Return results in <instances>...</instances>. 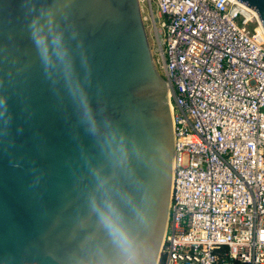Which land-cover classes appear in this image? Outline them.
Returning <instances> with one entry per match:
<instances>
[{
	"label": "water",
	"instance_id": "obj_1",
	"mask_svg": "<svg viewBox=\"0 0 264 264\" xmlns=\"http://www.w3.org/2000/svg\"><path fill=\"white\" fill-rule=\"evenodd\" d=\"M170 91L140 0H0V264H160Z\"/></svg>",
	"mask_w": 264,
	"mask_h": 264
},
{
	"label": "built area",
	"instance_id": "obj_2",
	"mask_svg": "<svg viewBox=\"0 0 264 264\" xmlns=\"http://www.w3.org/2000/svg\"><path fill=\"white\" fill-rule=\"evenodd\" d=\"M140 3L156 37L155 65L170 84L175 127L160 264H264L260 15L239 0Z\"/></svg>",
	"mask_w": 264,
	"mask_h": 264
},
{
	"label": "rangeland",
	"instance_id": "obj_3",
	"mask_svg": "<svg viewBox=\"0 0 264 264\" xmlns=\"http://www.w3.org/2000/svg\"><path fill=\"white\" fill-rule=\"evenodd\" d=\"M141 7H142V13L145 15V16H147V4L146 3H143V4H141ZM153 10H154V12L157 14L158 13V11H157V7H156V5L154 4L153 5ZM146 26H147V33H148V37H149V41H150V45H151V47L152 48H154L155 49V46H156V37H155V34H153V30H152V24H151V21L150 20H148V21H146ZM158 67V70H159V72L163 75V76H165L166 77V74H165V71H164V69L163 68H161V67H159V66H157Z\"/></svg>",
	"mask_w": 264,
	"mask_h": 264
},
{
	"label": "clouds",
	"instance_id": "obj_4",
	"mask_svg": "<svg viewBox=\"0 0 264 264\" xmlns=\"http://www.w3.org/2000/svg\"><path fill=\"white\" fill-rule=\"evenodd\" d=\"M37 43H38V46H39V43H40V42L38 41Z\"/></svg>",
	"mask_w": 264,
	"mask_h": 264
}]
</instances>
